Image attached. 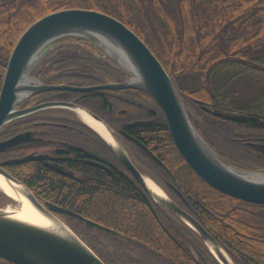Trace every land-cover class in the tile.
Returning a JSON list of instances; mask_svg holds the SVG:
<instances>
[{"label":"trees","instance_id":"16d2710c","mask_svg":"<svg viewBox=\"0 0 264 264\" xmlns=\"http://www.w3.org/2000/svg\"><path fill=\"white\" fill-rule=\"evenodd\" d=\"M67 7L106 12L137 32L175 81L193 124L212 149L227 163L264 172V0H0V92L21 34L45 14ZM88 73L76 70L60 78L92 83ZM136 112L159 123L150 127L158 136L153 144L168 166L146 156L143 170L182 192L185 199L169 186L235 264H264V204L227 195L198 176L177 149L163 110L141 90ZM20 119L5 125L0 138L18 132ZM22 166L15 165L14 172L52 187L44 173L38 178L35 167ZM97 181L89 188L64 184L65 193H44L81 216L60 214L106 264H221L193 228L150 202L125 175L105 172L101 191L93 190ZM6 199L13 198L0 190V204ZM86 219L104 222L125 237L106 238L100 229L87 227Z\"/></svg>","mask_w":264,"mask_h":264},{"label":"water","instance_id":"95a60500","mask_svg":"<svg viewBox=\"0 0 264 264\" xmlns=\"http://www.w3.org/2000/svg\"><path fill=\"white\" fill-rule=\"evenodd\" d=\"M67 37L94 43L105 56L117 63L129 78L119 83L78 87L50 85L35 77L33 72L50 52L72 42L66 39ZM108 42L125 56L131 69L109 51L106 47H109ZM99 88H132L148 94L163 110L177 149L198 176L227 195L264 204V172L241 169L222 159L193 124L175 81L149 45L123 21L97 9L86 7L59 9L40 17L21 34L10 56L0 92V131L8 123L43 108L66 107L79 114L86 113L107 129L114 144L85 121L132 171L146 196L193 228L217 260L221 264L226 263V259L219 252L220 248L224 249L223 246L195 216L179 206L166 192L167 196L164 198L153 194L145 183V175L137 168L129 151L105 120L85 107L68 102H44L27 108L19 107L26 98L47 90L90 91ZM31 133L21 132L1 140L0 152L27 141ZM147 150L155 157L149 149ZM43 157L31 154L0 162V177L43 219L32 220L14 209L0 205V258L14 264H106L66 222L56 215L66 213L79 216L77 213L50 202L43 204L25 183L5 168L8 164Z\"/></svg>","mask_w":264,"mask_h":264},{"label":"flooded vegetation","instance_id":"af4514ba","mask_svg":"<svg viewBox=\"0 0 264 264\" xmlns=\"http://www.w3.org/2000/svg\"><path fill=\"white\" fill-rule=\"evenodd\" d=\"M66 39L72 42L60 46L61 48L54 49L49 54L47 63L39 68L37 73L33 72L35 77L50 85H71L78 87L98 86L109 82L119 83L129 78L127 74L122 75L118 65L112 60L108 59V61L103 52L94 43L84 39L70 37ZM86 56L88 58H85ZM76 70L88 71L89 73L85 76L91 79L90 82L92 83L75 80L64 81L60 78L63 74H72ZM115 71H117L116 74ZM106 74L109 76H106ZM44 102H68L76 104L91 110L98 117L105 120L115 130L116 135L123 142L127 150L133 152L134 157L130 151L129 154L137 168L152 180H154L153 177L143 170L148 161L147 157H150L168 169L165 158H162L158 153L160 148L156 144H153L158 136L153 132L155 130L154 127H150L159 123L152 116L140 118L137 116V89L47 90L26 98L19 107L27 108ZM32 114L35 116L27 120L26 117ZM28 115L21 117V129L18 132L8 134L6 137L0 138V141L21 132L30 131L32 132L31 135L27 141L1 151L0 162L23 158L31 154L44 156L40 159L26 160L5 166L8 172L32 190L40 202L43 204L50 202L72 210L68 206L48 198L44 192L52 190L53 192L65 193L68 189L63 185H74L75 183L87 184L86 186L89 188L90 183L93 184L96 180H98V185H93V190L101 191L104 188L105 172L125 175L133 186L141 188L143 194L146 196L144 189L140 186L132 171L119 160L111 147L83 120L77 111L66 107H49L39 109ZM13 153H17L18 155ZM26 164H31L35 167L36 170L33 174L39 175L38 178L42 173L50 178L52 187L45 189V182L35 184V180L30 179L32 177L23 171L14 172L15 165L24 166ZM154 181L179 206L191 213L171 192L173 189L177 195L185 199L182 192L174 184L168 180H162L161 182L158 180ZM169 186L172 187L171 190ZM146 198L150 202H153V204L156 203L153 199H149L147 196ZM60 214L66 213L56 214L63 220ZM191 214L195 216L193 213ZM86 225L87 227L100 229L106 238L120 239L125 237L118 233L117 230L104 224V222L86 219ZM130 254L134 257V251H131ZM0 264L14 263L0 258Z\"/></svg>","mask_w":264,"mask_h":264},{"label":"bare ground","instance_id":"6f19581e","mask_svg":"<svg viewBox=\"0 0 264 264\" xmlns=\"http://www.w3.org/2000/svg\"><path fill=\"white\" fill-rule=\"evenodd\" d=\"M108 44H109V47L108 46H106V47L109 48V51L112 52L113 54H115L121 60V62L124 61L125 66L129 67V69H131L128 60H126V58H124L125 56L123 54H121V52L117 49V47L115 48L114 46H112L110 44V42H108ZM121 57H123V58H121ZM128 77H129V75H128ZM80 115L82 116L84 121H86L88 124H90L92 127H94L110 143L114 144V142L112 141L111 136L109 135V133H108L107 129L104 127V125H102L100 122H97V121L93 120L89 115H87L84 112H81ZM145 183L149 187V189L153 192V194L155 196L163 197V198L167 196L165 191L154 180H152L150 177L145 176ZM0 188L3 191H5L8 195H10L13 199L18 200L20 202L21 207H20V209L16 210L20 215L25 216V217H27L29 219H32V220H43L31 208V206L28 204V202L26 200H23L11 187L8 186V184L1 177H0ZM11 209H13V208H11ZM212 248L214 249V247H212ZM214 251H215V249H214ZM215 252L219 256V253H217V251H215ZM219 252L226 259V263L223 262L224 264H235L224 249L220 248Z\"/></svg>","mask_w":264,"mask_h":264},{"label":"rangeland","instance_id":"374dc122","mask_svg":"<svg viewBox=\"0 0 264 264\" xmlns=\"http://www.w3.org/2000/svg\"><path fill=\"white\" fill-rule=\"evenodd\" d=\"M114 62V61H113ZM115 63V62H114ZM117 64V63H115ZM148 177V176H147ZM165 191V190H164ZM166 192V191H165ZM3 207H7V208H13L14 210H18L21 207V204L18 200L15 199H6L3 201V203L0 204ZM64 221V220H63ZM65 222V221H64Z\"/></svg>","mask_w":264,"mask_h":264}]
</instances>
